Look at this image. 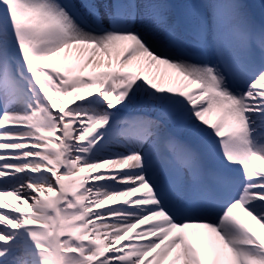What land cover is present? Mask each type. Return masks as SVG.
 Instances as JSON below:
<instances>
[{
  "label": "snow or ice",
  "instance_id": "obj_1",
  "mask_svg": "<svg viewBox=\"0 0 264 264\" xmlns=\"http://www.w3.org/2000/svg\"><path fill=\"white\" fill-rule=\"evenodd\" d=\"M168 7L0 0V264H264V27L192 0L184 43Z\"/></svg>",
  "mask_w": 264,
  "mask_h": 264
},
{
  "label": "bare ground",
  "instance_id": "obj_2",
  "mask_svg": "<svg viewBox=\"0 0 264 264\" xmlns=\"http://www.w3.org/2000/svg\"><path fill=\"white\" fill-rule=\"evenodd\" d=\"M252 1V0H251ZM254 1V0H253ZM102 2H105V3H110L112 4L111 2H109V0H102ZM150 2H153V0H142V4H146V3H150ZM162 2V1H161ZM256 2V7H258L259 9L261 8V5H264V0H255ZM141 4V5H142ZM138 11L141 13V15H138L136 17V21H135V26L141 31L143 32L146 36H148L153 42H155L159 47H161L162 49L166 47L165 45V41L164 39L162 38V36L160 37L159 34L162 33L161 29L158 27V25L154 22V21H151L148 19L147 16L143 15V13L145 12V9L143 7H141L140 9H138ZM184 14V12H183ZM184 21H185V27H189L191 28V24H192V21L189 17L187 16H184ZM167 19L170 20L171 19V15L169 13H167ZM252 19H250V23L252 24ZM177 31V30H176ZM179 36V35H178ZM190 37V40H189V43L191 42L192 40V37ZM181 38V37H179ZM169 72H171L172 70H168ZM194 87V86H192ZM62 99H64L66 102L70 101L71 97H62ZM140 106V105H139ZM140 109H129L128 111H139ZM167 124H170V122H168ZM173 124L174 126H176L179 130L181 131H186L189 136H186L188 139H190L192 142V145L196 146H201L205 151H206V148H205V145H204V142L200 136V134L194 132L189 126L185 125V124H182L180 123L178 120L176 119H173ZM171 125V124H170ZM172 126V125H171ZM167 131V130H166ZM175 131V130H174ZM175 134H178L176 131H175ZM183 136V135H182ZM185 137V136H184ZM113 150H119L118 148H114ZM208 153V156H209V159L214 162V164L217 163V160H216V156L215 154H212V153ZM201 163H202V160H201ZM218 168V165H216ZM202 167L204 169V165L202 163ZM171 177V176H170ZM171 182H173V185L172 187H174L175 183L173 181V178L171 177ZM172 184V183H171ZM192 197V193L188 192V191H185V192H180L179 190L177 191L176 193V196L174 199L176 198H180V199H184V198H191ZM255 223V222H253ZM258 227V226H257ZM203 231V230H202Z\"/></svg>",
  "mask_w": 264,
  "mask_h": 264
},
{
  "label": "rangeland",
  "instance_id": "obj_3",
  "mask_svg": "<svg viewBox=\"0 0 264 264\" xmlns=\"http://www.w3.org/2000/svg\"><path fill=\"white\" fill-rule=\"evenodd\" d=\"M163 3H166L167 5H168V3H167V0H161ZM178 1V4L180 5V9L184 12V16L186 15L187 17H189L190 19H191V16H190V9L188 8V5L190 4V3H192V0H177ZM109 2H111L112 4H115V3H117V2H119V3H128V2H130V0H119V1H116V0H109ZM132 2H135L136 4H138V5H141L142 4V0H132ZM143 5V4H142ZM261 10L262 9H264V5H261V8H260ZM246 14H247V17H248V19H249V22H250V15H249V13H248V11H246V10H243ZM167 13H169L170 15H171V19L170 20H168V23L170 24V25H172V26H174L175 27V29L177 30V34L179 35V37H181L180 39H181V41L182 42H184V43H189V40H190V37L189 36H191V28H187V27H185V28H181L178 24H177V22H176V19H175V17H174V15L172 14V12H171V10L169 9V7H168V9H167ZM160 35V37L162 36V38H163V33H161V34H159ZM142 106L140 105H137L135 108H133V109H140ZM118 116H119V118H121V119H123L124 118V115H121L120 113L118 114ZM167 121H169L170 123H171V125L173 126V128H174V130L177 132V133H179V134H182V135H184V136H189V134L186 132V131H181V130H179L176 126H174V124H173V119H169V120H167ZM177 191H178V188L176 187L175 188V192L177 193Z\"/></svg>",
  "mask_w": 264,
  "mask_h": 264
}]
</instances>
